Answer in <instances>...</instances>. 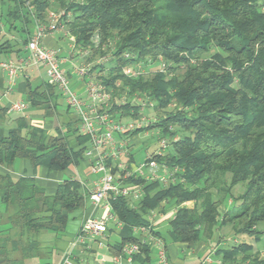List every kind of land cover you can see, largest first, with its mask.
Listing matches in <instances>:
<instances>
[{
  "label": "trees",
  "instance_id": "16d2710c",
  "mask_svg": "<svg viewBox=\"0 0 264 264\" xmlns=\"http://www.w3.org/2000/svg\"><path fill=\"white\" fill-rule=\"evenodd\" d=\"M6 2L4 23L20 34L23 43L31 39L38 23L47 22L50 9L59 8L78 50H89V58L108 55L106 64L93 65L90 73H97L93 78L113 99L126 95L128 102L111 110L119 114L117 119L140 116L134 97L154 103V110L162 113L128 135L154 130L166 139L165 155L155 159L176 168L178 180L168 186L142 178L127 180L142 186L144 195L134 208L123 197L111 202L122 228L119 242L108 244L110 254L120 255L124 245L138 243L140 253L134 261L148 264L152 249L140 243L133 228L149 225L146 216L151 211L164 213L172 207L174 217L165 241L195 248L231 227L235 236L255 243L238 240L230 248L217 249L215 258L221 264H264V254L255 250L264 237L259 229L264 228V0ZM16 47L8 39L0 44V51L18 52ZM148 60L156 66L148 68L147 76L129 78L122 72ZM159 61L164 64L162 71ZM55 91L48 83L30 88L27 101L52 117ZM15 122L16 127L0 139L1 168L10 169L22 160L34 170L43 166L48 172H62L83 160L87 137L78 134L80 148L73 150L67 136L48 135L23 118ZM238 185L243 190L234 198L232 190ZM87 198L85 187L73 179L47 194L33 177L12 179L0 172V201L8 213L7 226L0 228V264H25L35 257L39 244L33 238L41 232L55 237L64 233L71 214L86 209ZM227 200L236 205L221 213ZM186 203L193 206L185 207ZM12 231L14 237L1 236ZM153 234L161 238L160 233ZM23 238L24 246L19 244ZM17 249L19 260L11 258Z\"/></svg>",
  "mask_w": 264,
  "mask_h": 264
},
{
  "label": "built area",
  "instance_id": "2783aa9c",
  "mask_svg": "<svg viewBox=\"0 0 264 264\" xmlns=\"http://www.w3.org/2000/svg\"><path fill=\"white\" fill-rule=\"evenodd\" d=\"M64 16L63 11L50 12L46 23L36 25L34 35L25 45V56L17 61L7 59L0 63V68L7 77L8 85L12 86L21 73H27L28 70L41 65L45 71L47 83L63 96L69 111L76 117L79 134L88 138L90 147L84 154L90 160V174L97 177L95 186L88 196L94 209L101 210L103 215L100 218L89 217L82 221L76 235L70 241L68 250L59 262V264H75L73 256L75 250L89 253L94 247H105L102 238L107 236L108 226L113 225L119 230L122 228V223L112 213L111 202L113 200L123 197L134 208V203L142 199L144 195L142 186L128 184L129 178H142L150 182L158 181L163 186L177 182L178 178L175 175L176 168L169 169L155 159L163 157L168 149V141L159 138L158 132H156L158 148L152 153H146L143 162L133 166L127 164V157L132 152L131 146L127 140L121 139L118 142V137L147 127L151 121H155L154 117L148 119L145 114L146 109L153 107V103L142 97H134L133 105L139 106L140 116L137 119L125 121L117 119L111 110L113 105L117 107L125 105L128 102L126 95L113 99L112 93L91 76L90 65L79 64L78 59L88 57L90 51L76 48L74 38L62 23ZM51 34H59L61 38L68 41L70 59L74 60L71 61L69 68L63 66L65 61L60 58L58 48H48L42 44L43 40ZM95 46H98V39ZM124 57L127 58L128 54ZM108 59L107 56L101 57L96 63L102 65ZM160 61L158 67L162 71L164 64ZM155 66L151 60L146 63L136 62L124 67L122 72L129 78H138L146 74V69ZM72 76L81 81L84 97H81L72 87ZM25 107L24 103L13 102L6 109L8 113H16L23 111ZM156 215V211H151L146 216L149 225L134 227L133 233L139 238L141 244L155 250L157 264H168L164 243L160 237L153 234L156 231L153 225ZM138 253H140L138 243L126 244L120 255L113 256L112 264H133L134 257ZM100 261L103 262V257Z\"/></svg>",
  "mask_w": 264,
  "mask_h": 264
},
{
  "label": "crops",
  "instance_id": "0c3cea01",
  "mask_svg": "<svg viewBox=\"0 0 264 264\" xmlns=\"http://www.w3.org/2000/svg\"><path fill=\"white\" fill-rule=\"evenodd\" d=\"M7 10V2L6 0H0V44L8 39H14V35L10 34L6 30L4 15ZM35 30H32V34L34 35ZM42 44L48 48H58L59 56L62 58L65 63L64 67L69 68L71 61L70 53L68 52V46L65 44V39H62L59 34H51L48 35L42 42ZM16 47V51L18 52H8L4 53L0 51V63L4 62L7 59H13L14 61L20 60L25 56V46ZM97 63H94L95 65ZM91 65V67L93 66ZM92 77H94L97 73H90ZM72 87L78 91V94L81 97H84V90L81 81H79L76 77H71ZM47 84V77L45 71L41 65L37 68H33L28 70L27 73H21L14 85L9 86L7 83V77L5 73L0 68V139L6 135L7 131L16 127V119L23 118L26 123L30 127L38 128L43 130L48 135L53 136H67L69 140V147L73 150H78L80 147L78 146L76 136L79 134L78 130V121L76 117L64 118V113L58 111L57 106V97L58 91L53 92V97L51 98V105H56V112L52 117H48L44 114V112L40 109H35L30 106L27 101V93L30 88L35 89ZM60 94V93H59ZM61 95V94H60ZM65 101V100H64ZM13 102H21L26 105L25 109L21 112L16 113H8L7 107L10 103ZM67 115L70 112L68 106L65 103ZM4 110V111H2ZM115 117L119 116L118 113H114ZM126 119V118H125ZM122 120V119H121ZM128 120V119H126ZM130 136V135H125ZM124 140L123 137H118L119 140ZM128 144L131 146L133 143L138 142V138L136 135L131 136L130 140H127ZM85 151L90 147L89 141L86 142ZM84 151V153H85ZM95 154V153H93ZM130 155H132V161L130 160ZM127 157V164L134 165L137 164L133 153L131 152ZM90 160L83 155V160L81 163L76 166H70L68 169L62 172H48L45 168L38 167L37 169H33L29 162L17 160L12 165L10 169H4L0 167V172L4 174H8L12 179H17L20 177H33L36 185L44 188L47 194L55 193L58 185L66 180L73 179L79 181L84 187L86 192L89 194L95 186L97 177L95 175H91L89 172ZM136 203H134L135 205ZM185 207L191 208L193 206L192 203L184 204ZM157 215L154 219V228L156 232L160 233L161 239L163 243H165L166 247V255L168 259V264H221L218 258H215V252L218 249L216 246L210 247L208 241L200 242L195 248H188L185 244H177L165 241L166 238L163 237V229L168 226V222L174 217V209L172 207L167 208L164 213L156 211ZM98 214V215H97ZM103 215L101 210L94 209L92 205V201L89 196L87 198V206L86 209L81 212L80 215V223L78 227H80L82 221L89 217L100 218ZM8 213L5 212L4 206L0 201V228L3 229L7 226V217ZM78 227H76V231L74 234L66 238L64 241V245L60 250L58 256L51 260V262H45L48 264H59L63 255L69 248L70 241L74 238L78 231ZM108 234L106 237H103L102 240L105 243V247L97 248L94 247L91 252L83 253L79 250H75L73 252V256L75 261L78 260L82 264H89V260L91 259L92 264H112V258L114 255H111L108 250V244H114L119 242V237L117 233L120 231L115 228L113 225L108 226ZM111 237H115L113 242H109ZM222 237V238H221ZM221 238V239H220ZM215 242L217 244L221 243L223 240V236H220L219 231L215 234ZM235 242V241H233ZM105 250L107 257L102 254L101 250ZM154 250V249H153ZM155 251V250H154ZM44 256V255H43ZM47 257V256H46ZM101 257H103V262L100 261ZM108 258V262L106 261ZM212 258L216 259L215 261ZM40 264V263H38ZM43 264V263H42ZM133 264H140L139 261H134ZM148 264H157L156 253H151L150 261Z\"/></svg>",
  "mask_w": 264,
  "mask_h": 264
},
{
  "label": "rangeland",
  "instance_id": "374dc122",
  "mask_svg": "<svg viewBox=\"0 0 264 264\" xmlns=\"http://www.w3.org/2000/svg\"><path fill=\"white\" fill-rule=\"evenodd\" d=\"M61 11H63V10L59 9V8H52L48 12L49 13L50 12L59 13ZM29 29L32 30L31 27ZM6 30L10 34L14 35V39L10 40V41H12V43H15V45H17V46H19L18 44H21V46L26 45L27 42L23 43L22 38H20V34L16 33V31H14L15 29L10 30L9 25H6ZM65 44L68 46L67 40H65ZM90 56H91V54L88 57L78 59L79 64L90 65V67H91V65L96 63V61L99 58L106 57V56L108 57V55H103V56L94 55L93 57L89 58ZM149 74H150L149 70L146 69L145 75L147 76ZM56 107H58V111H60L61 113H64V115H63L64 118L68 119L71 116L74 117V114L71 111L67 115L64 98L59 93H58V97H57V106ZM153 107H154V103H153ZM153 107L148 108L145 111V114L148 117V119H152L155 115H156V117H159L162 114V113L160 114L159 112L157 113ZM125 120L126 119L123 118L121 121H125ZM131 136H133V135H130L128 137L127 136H122V137L124 140H130ZM136 138H138V142L136 144L133 143L131 145V151L133 153V156L135 158L136 163L139 164V163L144 161L146 153H152L154 150H156L158 148V137L156 135V131H154V130L150 131L149 130L148 132L138 133L136 135ZM242 190H243V187L241 185L236 186L232 190V196H234V198L237 197L239 194L242 193ZM235 205H236L235 201L233 202V201L227 200V202L220 207L221 213L225 212L227 209L234 207ZM80 215H81V212H75V213L71 214V216L67 222L65 232L59 234L57 237H55L53 234H50L47 232H41L38 236L34 237L33 239L35 241H37V243L39 244V247H38L39 253L35 257H32V259L29 260L28 262H26L25 264H38V263L42 264L45 262L50 263L52 259L56 258L58 256L60 250L62 249L63 245H64L65 239L71 237L74 234V232L76 231V227H78V225L80 223ZM259 229H261V231L264 230V228L262 226H260ZM167 230H168V226L165 227L162 231L163 232L162 235L165 238H166L165 232ZM219 233H220V236H223L224 241H221V243L217 244L215 242V239H214L215 237H214L213 239L208 241L210 247L216 246L218 249L230 248L235 243H237L238 240H242V239L246 242L251 243V244L255 243L252 238L249 239V237L235 236L234 232L231 230V227H224V228L220 229ZM6 235H10V236L14 237V232L12 231L9 234H2L1 236L5 237ZM113 239H115V237H111L109 239V242H113ZM20 241H21L19 243L20 245H23V246L26 245V239L25 238L21 239ZM233 241H235V242H233ZM168 243H169V241H168ZM255 250L258 251L260 254H264V237H262L261 242L255 244ZM101 252H102V254H104L107 257L106 251L104 249L101 250ZM153 253H154V250L152 249V254ZM19 256H20V251H19V249H17L14 253H12L11 258H13L15 260H19L20 259ZM212 260L215 261L216 259L212 258ZM106 261L108 262V258H106ZM89 264H92L91 259L89 260Z\"/></svg>",
  "mask_w": 264,
  "mask_h": 264
}]
</instances>
